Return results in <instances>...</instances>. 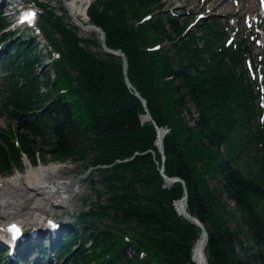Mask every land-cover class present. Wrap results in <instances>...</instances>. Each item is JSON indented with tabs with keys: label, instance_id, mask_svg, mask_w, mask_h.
Returning a JSON list of instances; mask_svg holds the SVG:
<instances>
[{
	"label": "trees",
	"instance_id": "1",
	"mask_svg": "<svg viewBox=\"0 0 264 264\" xmlns=\"http://www.w3.org/2000/svg\"><path fill=\"white\" fill-rule=\"evenodd\" d=\"M36 2L43 10L39 27L58 56L52 74L37 73L35 41L19 36L11 44L15 53L2 59L8 71L0 82V116L17 121L0 127V170L12 171L23 156L32 163L75 158L91 145L105 186L79 211L80 224L62 235L57 252H72L68 264H196L192 248L202 229L176 210L184 185H165V165L168 175L185 179L188 209L207 226L210 264H246L234 251L238 232L227 234L222 222L226 194L249 237L264 246V121L245 39L227 44L217 18L189 28L190 20L165 10L163 0L90 3L89 21L103 27L110 47L124 51L131 81L156 122L170 128L163 159L154 121H141L147 110L125 79L122 57L92 50L94 31L79 35L68 13ZM6 24L0 11L1 35ZM85 137L92 143L84 145ZM243 156L246 170L237 163ZM218 174L221 186L213 189L208 177ZM257 257L264 260L262 251Z\"/></svg>",
	"mask_w": 264,
	"mask_h": 264
},
{
	"label": "rangeland",
	"instance_id": "2",
	"mask_svg": "<svg viewBox=\"0 0 264 264\" xmlns=\"http://www.w3.org/2000/svg\"><path fill=\"white\" fill-rule=\"evenodd\" d=\"M24 1L26 2V5H31V7L34 10H36L37 22H35L30 28L27 29L24 27H18L17 29L12 30V28L8 26L7 31L10 29L8 32L13 31L11 32L13 34L10 35V33H8V35L4 36L6 37L5 43H7L9 40L17 41L19 36L22 37V39L18 41L32 40L31 38L35 37L34 43H36L37 41V44H35L36 47L34 49L35 50L34 53L37 54L36 57H38L39 59V63H37L36 71L37 73L42 74L46 70L52 74V67L49 59L50 56L48 55L47 57L45 54L46 52H49L50 50L52 51L54 49L51 47V45H49L48 40L45 38V36L43 37L42 32L38 29V24L40 20L39 18L40 16L38 13L42 12L43 10L41 7L35 5L36 0H24ZM43 1L48 3L50 5L48 6V8L52 7L57 14H60L62 12L68 13V17H65L66 21L76 23L74 19L71 17L69 10L66 9L63 0H43ZM163 2H164L165 10L175 12L178 15H180V17H187L191 21V25L193 26L191 27L192 29L198 28V23H200L202 17L217 18L219 19V21H222V23L228 29V33L230 36L229 41L232 40L233 42H237L240 39H245L246 44L251 48V51L247 53L248 62L252 65L251 75L258 76L259 84H260L259 88H261L262 91H264V22H260L262 15H264V0H215L216 5H214L213 11L211 10L212 12L208 10L212 6V4L207 0H163ZM0 8L1 10L2 8L3 9L5 8L7 11L9 10L6 4H2ZM63 9H65V11H63ZM230 11L232 13L227 14ZM155 13L156 11H154L152 14L154 15ZM9 16L11 17V14H7L6 18H8ZM87 21L90 22L89 18ZM92 32L93 31H87L85 29L83 30L81 26H79L78 28L79 35H83L86 37L92 36ZM94 32H95L94 37L97 38L98 44L91 43L90 48L95 51L105 50L103 46L100 44L102 43L100 33L97 31ZM54 36H57V34L54 33ZM167 42L169 43L168 40H166V43ZM1 44L3 47L6 46L4 42H2ZM43 44L45 45L43 46ZM33 45L34 44H32V47ZM55 54L57 55L58 53L55 52ZM2 74L5 75L7 74V72L4 71V68L0 65V82H1ZM257 103L258 105H264L263 94L261 95V97L259 96V98L257 99ZM190 105L192 106L191 103ZM192 110L196 111L194 106H192ZM140 118L142 122L148 119L146 113L141 114ZM259 120H264V108H263V114L259 116ZM16 121L17 118L15 117L9 118L6 115H1L0 127L13 128L16 126ZM190 122L193 123L192 120ZM162 127L164 128V133L166 135L169 132L170 128L168 126H162ZM90 143H92L91 139L89 137H85L83 140V144L89 145ZM97 153L98 150L90 145V147H88L85 150L84 155L77 156L75 158H69V159L66 158L64 160L61 159L53 160L48 156L44 161L38 159L37 161L34 162V164H40V163L56 164L60 168L58 169L56 174L58 178H62V179L66 178L68 180L70 178L71 179L75 178L74 180L78 181L79 184L82 186V188H84L85 190L79 193L78 197L75 199V202L72 204L64 205V206L62 205L55 206L52 203H50L49 205H47V209L43 214V216L46 215L44 216L46 217L45 219L54 218L55 221H63L65 225H68L66 227H68L70 230H72V227L70 225L74 226L79 223V214H78L79 211L82 209H88L91 206L92 201L97 199L98 197L97 189H99V191L105 190V186L101 180L102 178L101 170H99V168L97 167L101 164H97V162H94ZM253 153L254 152H252L251 154ZM132 157H128L127 160ZM165 158H166V153H165ZM246 158L247 156H243L239 160V162H237L240 165V167L243 168L244 170H246L248 167L244 162ZM250 162L251 164H253V158H251ZM29 167L30 166L28 163V158L26 156H23L21 165H17V167L13 168V170L10 172L6 170H0V176L5 177V176H9V174L16 175L18 174V171H22L23 173H25ZM161 171H162V167H161ZM164 171H165V165H164ZM171 183L166 182L165 185L168 186ZM208 183L211 188L217 189L220 185L219 174L216 178L208 177ZM107 194L109 193H103L101 197L104 198ZM223 199L227 200L229 203L227 207V212L223 215L222 218V222L225 220L224 226L225 227L227 226L226 229L228 231L226 232L227 234L230 233V230L238 232L239 240L234 244L235 246L234 251L238 252L239 255L244 258L246 264H264V260H261L257 257L260 251H262V254L264 255V246L258 245L253 239L249 237L247 232V227L243 225L240 219V211L236 208V204L234 200L229 199L226 194H223ZM178 200L179 199H175L173 201V204L176 207L177 211H178V205H177ZM103 201L105 200L103 199ZM178 213L182 214L179 211ZM23 214L24 215H20L19 217L23 221L24 226L28 230L32 229L33 227L32 223H34L33 216L29 213L28 214L23 213ZM41 224L38 223V225ZM208 225L209 227L213 228V224L211 223L210 219L208 220ZM47 236L48 234L46 233L42 234L41 236V238L44 239L46 243H47ZM196 241L197 240L194 241V245ZM194 245L192 248V259H193ZM57 246L60 247L59 245ZM128 249L130 252H133L132 247L129 246ZM68 253L70 254L71 252ZM68 253H65L64 256ZM206 253L209 260L208 252ZM63 257H60L58 261L55 260H51L50 262L48 261V263L46 264H60V262L65 259V257L64 258Z\"/></svg>",
	"mask_w": 264,
	"mask_h": 264
},
{
	"label": "bare ground",
	"instance_id": "3",
	"mask_svg": "<svg viewBox=\"0 0 264 264\" xmlns=\"http://www.w3.org/2000/svg\"><path fill=\"white\" fill-rule=\"evenodd\" d=\"M1 2H5V0H0ZM16 2L18 0H7ZM22 1V0H20ZM68 1V5L71 10L78 15L84 23L88 22L87 16V4L91 0H66ZM212 4L210 9L214 8L215 0H207ZM206 2V1H205ZM220 2V1H219ZM224 4V3H223ZM229 4V3H228ZM232 6V5H230ZM219 7V6H218ZM239 8V7H238ZM12 12H15L13 8H11ZM211 11V12H212ZM26 15V19H28L31 23L34 18H32V14L29 13ZM232 13L231 11L227 14ZM237 13V12H235ZM23 21L19 19L18 22ZM260 22H264V15H262ZM83 30L91 31L87 27L81 26ZM1 35V34H0ZM8 35V33L2 34L0 38L3 40V37ZM32 37L31 39H34ZM44 46V45H43ZM48 53V52H47ZM28 170L23 173L22 171H18V174L9 176H0V240L7 237V227L9 224H14L16 221L22 222L20 220V215L31 214L34 218V223L32 227L33 233H38V229H42L40 223V216L43 215L47 209V205L52 203L53 205H69L75 202V199L78 197L80 192L85 191L84 188L79 184L78 181L74 179H66V178H58L57 171L60 169L56 164H30L29 163ZM60 173V172H59ZM81 195V194H80ZM178 208L180 207V202H177ZM181 208V207H180ZM41 224V223H40ZM41 227V228H40ZM46 234L50 232L53 235V229L48 228L45 230ZM29 233H22L20 238H25L24 236H29L30 238H34L33 235H29ZM50 236H47V240ZM208 239L205 241L203 249L196 248L195 249V261L198 264H205V256L206 253V245ZM7 246V245H5ZM46 247L52 248V244L50 243ZM38 250V249H37ZM37 250L31 249L24 253V256L27 258H33L37 253ZM204 252H203V251ZM193 252V253H194ZM2 255L0 258V264H18L13 261L16 259L12 255H8V252L2 251ZM41 253V250H40ZM205 253V256H204ZM33 254V255H32ZM208 258V257H207Z\"/></svg>",
	"mask_w": 264,
	"mask_h": 264
},
{
	"label": "water",
	"instance_id": "4",
	"mask_svg": "<svg viewBox=\"0 0 264 264\" xmlns=\"http://www.w3.org/2000/svg\"><path fill=\"white\" fill-rule=\"evenodd\" d=\"M63 3L65 4V7L68 8L71 17L74 19V21L78 25L87 27L90 30L97 31L100 33L101 40H102V46L106 51L119 54L122 57V59L124 61V67H125V73H126L125 79H126L128 85L134 89L136 95H138L142 99V101L146 107V110H147V113H146L147 118L152 119L154 121L156 128H157V131H158L157 145H158L159 150L163 154V159H165V147H164V141H163V137L165 135L164 128L156 122V120L154 119V117H153V115H152V113H151V111L147 105V99L141 94V92L138 90V88L131 81V79L128 75L129 62H128V58H127L126 54L124 53V51L121 48H113L107 44L106 32L100 25H98L96 23H84V21L78 15H76L74 11L71 10L70 6L68 5V1L63 0ZM89 4H90V2L87 4V7L89 6ZM162 173L165 176L167 183H171V182H175V181H181L183 183L185 192H184L183 196L178 200V202H180V207H181V208L180 207L178 208V211L180 213H182L183 215H185L186 217H188L189 219H191L193 222H195L196 224H198L201 227L202 232H201L200 237L197 239V241L194 245V251L196 248L203 249L204 243L208 239L209 232H208V229H207L206 225L204 224V222L197 215L193 214L188 209V186H187L185 179L179 175H174V176L168 175L164 171V165L162 166ZM196 255L194 252L193 253V259L194 260H195ZM204 256H205V253H204ZM205 262H206L205 264H210L209 260L206 256H205Z\"/></svg>",
	"mask_w": 264,
	"mask_h": 264
},
{
	"label": "snow or ice",
	"instance_id": "5",
	"mask_svg": "<svg viewBox=\"0 0 264 264\" xmlns=\"http://www.w3.org/2000/svg\"><path fill=\"white\" fill-rule=\"evenodd\" d=\"M11 230L13 232H15L17 235L19 234V230L15 226H12V229Z\"/></svg>",
	"mask_w": 264,
	"mask_h": 264
}]
</instances>
